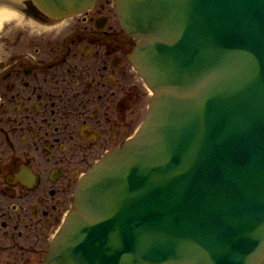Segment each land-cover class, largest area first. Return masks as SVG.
Here are the masks:
<instances>
[{
    "label": "water",
    "instance_id": "water-1",
    "mask_svg": "<svg viewBox=\"0 0 264 264\" xmlns=\"http://www.w3.org/2000/svg\"><path fill=\"white\" fill-rule=\"evenodd\" d=\"M113 1L154 97L79 183L46 264H264V0Z\"/></svg>",
    "mask_w": 264,
    "mask_h": 264
},
{
    "label": "flooded vegetation",
    "instance_id": "flooded-vegetation-1",
    "mask_svg": "<svg viewBox=\"0 0 264 264\" xmlns=\"http://www.w3.org/2000/svg\"><path fill=\"white\" fill-rule=\"evenodd\" d=\"M0 31V264H44L81 176L141 124L148 94L109 0Z\"/></svg>",
    "mask_w": 264,
    "mask_h": 264
},
{
    "label": "bare ground",
    "instance_id": "bare-ground-1",
    "mask_svg": "<svg viewBox=\"0 0 264 264\" xmlns=\"http://www.w3.org/2000/svg\"><path fill=\"white\" fill-rule=\"evenodd\" d=\"M4 10V9H3ZM7 12L8 10H4ZM16 15V14H15ZM15 15L9 14V15H2L0 14V26H2L6 21L9 19H12Z\"/></svg>",
    "mask_w": 264,
    "mask_h": 264
},
{
    "label": "clouds",
    "instance_id": "clouds-1",
    "mask_svg": "<svg viewBox=\"0 0 264 264\" xmlns=\"http://www.w3.org/2000/svg\"><path fill=\"white\" fill-rule=\"evenodd\" d=\"M0 14H2V15H9V14L15 15L16 13H13L11 11V9H9L7 12H5L3 9H0ZM18 15L24 16L25 20L29 19L23 12L18 13Z\"/></svg>",
    "mask_w": 264,
    "mask_h": 264
}]
</instances>
